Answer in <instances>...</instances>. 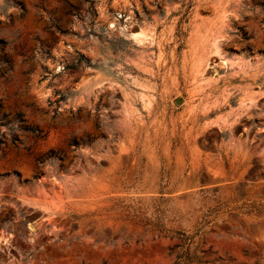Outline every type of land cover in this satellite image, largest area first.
Returning <instances> with one entry per match:
<instances>
[{
    "label": "rangeland",
    "instance_id": "374dc122",
    "mask_svg": "<svg viewBox=\"0 0 264 264\" xmlns=\"http://www.w3.org/2000/svg\"><path fill=\"white\" fill-rule=\"evenodd\" d=\"M187 251L264 264V0H0V264Z\"/></svg>",
    "mask_w": 264,
    "mask_h": 264
},
{
    "label": "trees",
    "instance_id": "16d2710c",
    "mask_svg": "<svg viewBox=\"0 0 264 264\" xmlns=\"http://www.w3.org/2000/svg\"><path fill=\"white\" fill-rule=\"evenodd\" d=\"M39 162L43 163V160H40ZM178 260L176 261L175 264H186L188 262L193 261V257L192 255H190L189 251H187V254L183 255L182 253L179 254L178 256Z\"/></svg>",
    "mask_w": 264,
    "mask_h": 264
}]
</instances>
